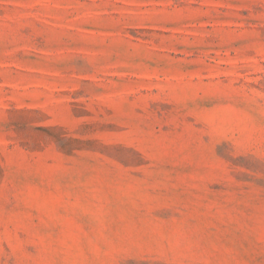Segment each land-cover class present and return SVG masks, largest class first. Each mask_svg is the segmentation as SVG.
Returning a JSON list of instances; mask_svg holds the SVG:
<instances>
[{"label": "rangeland", "instance_id": "obj_1", "mask_svg": "<svg viewBox=\"0 0 264 264\" xmlns=\"http://www.w3.org/2000/svg\"><path fill=\"white\" fill-rule=\"evenodd\" d=\"M0 264H264V0H0Z\"/></svg>", "mask_w": 264, "mask_h": 264}]
</instances>
